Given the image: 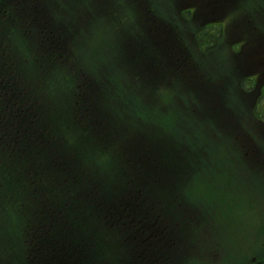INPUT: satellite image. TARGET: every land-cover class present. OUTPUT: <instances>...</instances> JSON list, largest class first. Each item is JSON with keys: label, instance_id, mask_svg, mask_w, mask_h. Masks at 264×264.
<instances>
[{"label": "trees", "instance_id": "obj_1", "mask_svg": "<svg viewBox=\"0 0 264 264\" xmlns=\"http://www.w3.org/2000/svg\"><path fill=\"white\" fill-rule=\"evenodd\" d=\"M111 1L0 0V264H165L170 246L192 241L195 227L204 226L206 207L190 193L193 169L186 166L198 143L190 142L187 131L182 140L169 136L161 121L126 117L124 101H117L116 110L114 82L80 61L76 24L97 21ZM145 1L152 13L165 16L154 0ZM198 1L196 14L211 26L196 20L194 8L167 0L165 14L174 18L156 40L141 27L131 33L129 22L104 16L120 27L123 46L114 35L109 41L110 66L123 71L122 83L131 79L134 94L151 95L148 108L154 104L159 114L177 113L189 122L210 106L205 88L214 87V76L241 84L238 55L264 51V0ZM220 6L231 31L239 17L229 39L226 24L212 27L210 9ZM180 15L191 20V35L184 38L175 36ZM200 38L206 49L217 46L210 44L215 38L229 45L225 69L207 66L195 47ZM144 61L153 67L141 66ZM158 88L164 94H153ZM258 94L262 123L264 91ZM235 103L243 109L246 104L240 97ZM237 105L233 116L239 122ZM207 117L217 119L213 112ZM197 246L182 242L181 252L170 253L183 258L169 264H194L185 257L190 249L208 257L217 253L211 242Z\"/></svg>", "mask_w": 264, "mask_h": 264}, {"label": "rangeland", "instance_id": "obj_2", "mask_svg": "<svg viewBox=\"0 0 264 264\" xmlns=\"http://www.w3.org/2000/svg\"><path fill=\"white\" fill-rule=\"evenodd\" d=\"M84 1L87 4L90 0ZM189 1L191 0H182L181 3ZM113 2L118 8L119 15L124 16L125 20L135 22L137 19L135 15L138 14L135 5L130 4L129 0H113ZM154 2L159 9L167 7V0H154ZM173 7H175L174 3ZM98 14L99 18L95 22L76 24L79 26L75 38L76 51L82 65L92 68L95 65L96 73L100 78L109 77L114 82L117 96L112 98L116 102V110H118L117 101H124L126 117L135 115L137 118L141 117L144 121L158 125L161 121L162 127L169 136L182 140L187 131L190 142L198 143L196 158L186 166H191L193 169L189 182L190 193L199 204L206 207L207 215L203 220L204 226L195 227V238L192 241L198 245V249L202 248V243L209 241L217 248V253L208 257L201 252L192 251L189 253L191 260L194 264H244L240 261L245 259L247 263L248 258L249 264H252V258L264 252V98L259 108L263 121L261 123L256 111L259 96L252 94L254 89L251 90L252 84H249V81L256 86V80L260 79L263 81L261 86L264 85V51L260 50L256 57L250 53L239 56L242 67L253 70V66L260 62L262 68L245 74L241 84L227 85L221 80L220 90L210 94H208L209 89L205 88L208 102L217 111L219 119H209L207 111L204 110L196 120L189 122L177 113L159 114L158 107L154 104L148 108L146 104L148 98L143 94H134L131 79L125 84L122 83L123 71L112 69L110 66L113 54L109 39L113 38L112 27H115L116 23L106 20L102 13ZM163 14L166 15L165 11ZM119 15L111 18L115 21H123ZM166 16L168 19L162 17L166 22L174 18L172 15ZM178 21L182 27L188 28L185 22ZM149 30L153 33V25H150ZM139 32L137 30V33ZM202 41L203 39L200 38V44L195 45L198 54L210 59L208 67L221 68L218 58L225 59L229 52L228 45L224 46L222 39L215 38L210 44L215 46L216 43L217 46L206 49L201 45ZM245 46L246 44L243 45ZM251 77L254 79L250 80ZM159 93L164 94V89L158 88L153 94L158 96ZM109 97L111 98V94ZM237 97L250 106L248 111L246 104L244 110L243 104L241 107L235 103ZM224 104L227 106L226 109H218V105ZM236 105L242 113L237 123L232 117ZM117 114L119 116V113ZM230 121L232 127H228L225 123L229 124ZM243 125H247L246 134L238 136L239 140L243 141V144H239V148L228 135L223 141L217 137L219 131L229 128L238 130ZM243 155L248 156V164L252 169L243 160ZM2 196L4 192L0 191V197ZM219 223L226 224L227 228Z\"/></svg>", "mask_w": 264, "mask_h": 264}]
</instances>
